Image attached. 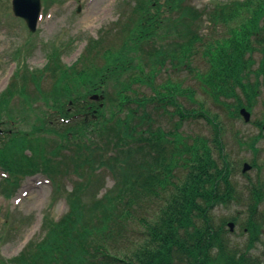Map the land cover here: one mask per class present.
<instances>
[{
    "label": "trees",
    "instance_id": "16d2710c",
    "mask_svg": "<svg viewBox=\"0 0 264 264\" xmlns=\"http://www.w3.org/2000/svg\"><path fill=\"white\" fill-rule=\"evenodd\" d=\"M131 7L133 16L122 24L116 48H102L101 38L91 39L86 48L102 60L101 66L88 57L86 69H79L85 56L71 66L60 64L53 47L43 69L17 70L0 94V122L4 116L8 125L30 128L15 131L3 144L0 165L22 175L44 169L56 179L72 167L79 180L67 195L68 211L57 221L45 217L42 239L29 242L13 264L249 263L244 251L230 248L221 235L226 219L216 227L209 215L215 203L239 198L228 162L219 165L207 138H187L181 130L185 123L204 119L221 155L222 122L203 103L190 109L184 105L183 100L195 102L197 91L174 72L187 69L214 103L227 106L233 98V116L243 106L252 109L264 84V0L203 9L186 0H135ZM220 26L226 32L213 33ZM257 50L262 59L253 69ZM198 56L205 71L195 67ZM46 77L51 86L44 89ZM30 83L36 88L33 97ZM134 85L149 86L152 93L140 94ZM101 91L111 112L89 100ZM15 97L21 108L12 106ZM44 133L62 140H55L50 154ZM103 172L115 183L100 196L102 178L96 176ZM93 178L99 180L95 186ZM262 192L258 187L251 192L249 227L261 221ZM137 222L141 231L132 227ZM118 243L126 247L113 248Z\"/></svg>",
    "mask_w": 264,
    "mask_h": 264
},
{
    "label": "rangeland",
    "instance_id": "374dc122",
    "mask_svg": "<svg viewBox=\"0 0 264 264\" xmlns=\"http://www.w3.org/2000/svg\"><path fill=\"white\" fill-rule=\"evenodd\" d=\"M12 1L0 0V92L6 88L16 68L21 66L20 68H29L33 71L43 69L49 62L48 58L53 47L60 53V64L71 66L83 55L85 56L82 59L83 62L78 63L79 69H86L88 57L94 61L96 66H101L102 60L92 56L95 52L92 51V54H88L85 48L91 44V39L99 38L103 39L102 48H116L120 44V38H122V24L133 16L131 6L135 0H56L50 9H43V16L35 33L29 31L23 19L13 16ZM46 1L44 0V2ZM230 1L234 0H186L187 4L199 9ZM79 9L80 12H78ZM222 30L226 32L227 28L220 26L213 33L219 35ZM100 50L101 48H99ZM19 51L20 57L15 58ZM253 59L255 60L253 69H257L262 59L261 52L255 51ZM206 66L205 61L198 56L195 67L205 71ZM174 74L179 80H185V84L193 86L197 91L195 102L183 100L184 105L190 109L203 103L206 111L209 110V113L217 114L222 122L221 138L224 148L221 155L219 148L213 141L214 131L204 119L185 123L181 130L187 138L188 136L207 138L211 143L213 156L219 165L222 166L224 161L228 162L231 173L230 180L237 184L238 202L215 203L209 215L216 226L223 219L238 216L239 222L236 224V231L229 236L232 244L243 247L246 243V236L242 223L247 217V215L245 217L247 212L246 208L240 205L248 194L246 187L249 182L246 178H250L252 182L256 183L262 177L260 174L264 168V129L261 128L260 124H258L259 126L256 125L264 120V84L261 86V93L256 104L251 109L252 121L246 123L241 117L232 115L237 103L233 98L226 101L227 106L214 103L199 88L198 82L187 69L175 71ZM128 78L130 79L129 74ZM160 78L161 76L157 79L158 83L162 82ZM124 81L127 82L128 80L124 77ZM49 86H51V82L46 77L42 81V88L45 89ZM134 89L138 90L140 94L150 95L152 93L151 88L146 85H134ZM28 92L31 93L32 97L35 95L36 88L32 83H30ZM21 105L20 99L12 101L13 107L21 108ZM36 106V104L33 105V107ZM20 127L24 129L26 125L21 123ZM26 129L30 128L27 127ZM255 139L256 142H253ZM51 143L55 144L54 142ZM244 162L255 163V169L247 173L246 178L241 173ZM257 164L260 166L262 164L261 167L263 168L257 169ZM178 174L182 176L184 170L180 169ZM44 175L46 174L39 173L33 177L22 178L10 200H8L9 196H6V199L0 196V264H3L2 261L4 260V264H13L9 260L23 250L27 240L42 239V224L45 217L57 221L68 211L67 195L76 181L69 177L68 173H63L58 177L60 186L57 188L50 183H45L43 181L46 178ZM96 177L102 178V184L97 188V193L100 196L112 188L115 183L112 175L107 172ZM98 181L97 178H93L91 185H97ZM4 185L6 183L0 174L1 193H3ZM24 192L28 194L24 196ZM90 192L85 194L88 195ZM19 197H22V202L16 203V199ZM263 208L264 203L259 206V209ZM132 227L141 231L139 222ZM133 240H136L135 235ZM126 243L130 244L129 241ZM112 246L119 249L126 247L120 246V243L112 244ZM257 261L264 264L263 257Z\"/></svg>",
    "mask_w": 264,
    "mask_h": 264
},
{
    "label": "flooded vegetation",
    "instance_id": "af4514ba",
    "mask_svg": "<svg viewBox=\"0 0 264 264\" xmlns=\"http://www.w3.org/2000/svg\"><path fill=\"white\" fill-rule=\"evenodd\" d=\"M254 169L252 168L250 171H253ZM260 175H262V177H260V184H258V181L252 182L250 180V178H246L247 174L244 176L246 178V180H248L249 185H247V191L251 188H253V185H256L258 187L259 190H262V199L260 200V204L258 205V207L264 203V168L261 170ZM247 196H249L247 194ZM246 204H248V209H249V204L250 201L246 202ZM259 212V217L261 218V221H257V223L259 225H252L250 227L244 228V234L247 235V254L246 257L248 258V264H254L252 263L251 259L254 258L255 260H260L263 256H264V208L263 209H258ZM251 216V215H250ZM249 216V217H250ZM249 217H248V221H249ZM257 228V229H256ZM255 230H257V232H255ZM260 256V257H257ZM251 258V259H250Z\"/></svg>",
    "mask_w": 264,
    "mask_h": 264
},
{
    "label": "water",
    "instance_id": "95a60500",
    "mask_svg": "<svg viewBox=\"0 0 264 264\" xmlns=\"http://www.w3.org/2000/svg\"><path fill=\"white\" fill-rule=\"evenodd\" d=\"M13 8L15 14L23 17L29 28L34 31L36 29L41 10L40 0H14ZM240 114L244 117L245 121H250L251 114L246 109H242ZM245 167L248 168L249 166L246 165ZM230 225L232 227V224Z\"/></svg>",
    "mask_w": 264,
    "mask_h": 264
}]
</instances>
